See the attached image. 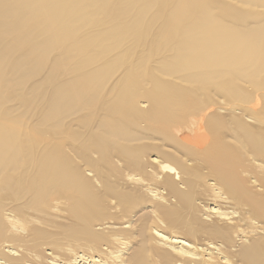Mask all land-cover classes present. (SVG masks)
Returning a JSON list of instances; mask_svg holds the SVG:
<instances>
[{"label":"bare ground","instance_id":"6f19581e","mask_svg":"<svg viewBox=\"0 0 264 264\" xmlns=\"http://www.w3.org/2000/svg\"><path fill=\"white\" fill-rule=\"evenodd\" d=\"M0 264H264V0H0Z\"/></svg>","mask_w":264,"mask_h":264},{"label":"rangeland","instance_id":"374dc122","mask_svg":"<svg viewBox=\"0 0 264 264\" xmlns=\"http://www.w3.org/2000/svg\"><path fill=\"white\" fill-rule=\"evenodd\" d=\"M39 42H42V41L40 40ZM31 68H33V67H31ZM44 68H45V67H44ZM44 68H43V69H44ZM34 103L41 104L39 100H36ZM34 110H35L36 112H38V110H37V106L34 107Z\"/></svg>","mask_w":264,"mask_h":264}]
</instances>
